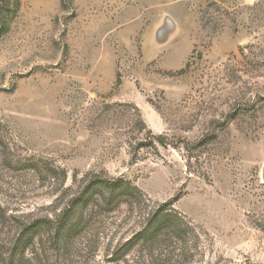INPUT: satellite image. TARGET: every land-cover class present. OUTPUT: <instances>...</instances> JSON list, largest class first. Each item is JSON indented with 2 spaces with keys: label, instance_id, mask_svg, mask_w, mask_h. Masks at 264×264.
<instances>
[{
  "label": "rangeland",
  "instance_id": "374dc122",
  "mask_svg": "<svg viewBox=\"0 0 264 264\" xmlns=\"http://www.w3.org/2000/svg\"><path fill=\"white\" fill-rule=\"evenodd\" d=\"M94 176L181 237L122 204L24 264H264V0H0V264Z\"/></svg>",
  "mask_w": 264,
  "mask_h": 264
},
{
  "label": "trees",
  "instance_id": "16d2710c",
  "mask_svg": "<svg viewBox=\"0 0 264 264\" xmlns=\"http://www.w3.org/2000/svg\"><path fill=\"white\" fill-rule=\"evenodd\" d=\"M94 177L86 180L81 190L67 200L54 219L38 217L20 220L17 236L6 247L8 261L4 257V264H24L26 252H37L39 246L44 253L48 244L56 251L65 250L77 232L88 229L97 214L112 212L122 204L126 205L129 213L138 214L142 224L137 233L121 244L124 253L137 245L152 248L159 242L162 232L173 234L175 238L181 237L182 232L176 228L181 218L171 210L167 211L165 204L153 209L142 199V192L125 180Z\"/></svg>",
  "mask_w": 264,
  "mask_h": 264
}]
</instances>
